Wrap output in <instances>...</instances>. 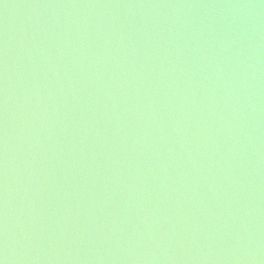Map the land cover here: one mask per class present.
<instances>
[{
    "label": "water",
    "instance_id": "obj_1",
    "mask_svg": "<svg viewBox=\"0 0 264 264\" xmlns=\"http://www.w3.org/2000/svg\"><path fill=\"white\" fill-rule=\"evenodd\" d=\"M5 220L8 264H264V0H0Z\"/></svg>",
    "mask_w": 264,
    "mask_h": 264
},
{
    "label": "clouds",
    "instance_id": "obj_2",
    "mask_svg": "<svg viewBox=\"0 0 264 264\" xmlns=\"http://www.w3.org/2000/svg\"><path fill=\"white\" fill-rule=\"evenodd\" d=\"M7 152V140L5 138V154ZM7 162L6 156H5V163ZM7 185V177H6V171H5V187ZM5 205H7V201L5 200ZM5 212H6V207H5ZM4 239H3V252L4 254L0 256V264H8V232H7V220H5V225H4V233H3ZM252 259H255V256L251 257Z\"/></svg>",
    "mask_w": 264,
    "mask_h": 264
}]
</instances>
